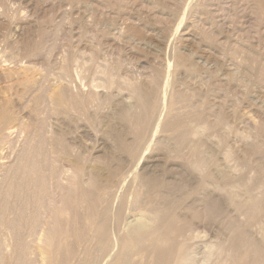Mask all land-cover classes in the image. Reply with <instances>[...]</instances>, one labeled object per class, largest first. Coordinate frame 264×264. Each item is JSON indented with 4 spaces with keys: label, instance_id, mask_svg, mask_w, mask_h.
I'll list each match as a JSON object with an SVG mask.
<instances>
[{
    "label": "rangeland",
    "instance_id": "1",
    "mask_svg": "<svg viewBox=\"0 0 264 264\" xmlns=\"http://www.w3.org/2000/svg\"><path fill=\"white\" fill-rule=\"evenodd\" d=\"M263 8L264 0H0V58L7 55V60L1 58L0 64L5 61L4 64L7 66L11 62V69H15L14 66L17 64L12 60L18 61L19 59L26 63L39 61L41 69L38 67L40 66L39 63L28 64L32 68L35 66V70H33L37 74L39 73L38 75L45 72L46 74L43 76H48L46 78H48L49 83L52 81L50 84L53 83L50 78L54 77L56 86H60L61 84L65 85V82L60 79L61 71L57 72L58 69L61 70L63 63L61 62V65L58 63L60 59L63 61L64 58L70 57L73 62L79 61L74 59H80L78 63L76 62L77 68L75 70L79 68L76 71L77 76L79 75L80 80H84L83 82H91L97 79V82L94 81L95 84L104 83V78L100 73L102 68L104 69L107 65L112 70L116 69H114V73H118L117 79L122 76L121 78L125 80L122 84L129 81L132 83H130L131 85L138 86L142 83L141 85H144L145 90H143L144 87L143 89L140 87V89L143 90L141 92L145 102L147 104L150 102V106L144 104L145 102L143 103L144 109L139 107L143 105H137L132 94H129L130 90L127 92L130 88L128 84L122 85L120 82L123 79L121 78H119V80L121 79L120 82H117L119 80L116 79V74H114V79L117 81L115 80L114 83H118V88L115 87V85L117 86L116 83L113 84L114 90L109 89L110 92L107 91L105 94L106 98L97 100V103L93 105L92 113L96 119H93L92 127H89L93 128L91 129L94 135L92 140L95 144L93 141L91 144L103 148L102 155L105 154L104 156L107 155L106 157H108L104 160H107L106 164L102 161L97 166L102 167L103 171L106 169L105 172L119 166L123 178L119 180L122 185H119L117 191L121 190L122 193L128 188L127 186L130 187L134 184L135 178L143 168L142 173L144 175L157 177L161 181L166 178L168 181L174 182L171 175H178V177L173 175L175 181L179 183L180 179H184L180 190L177 191L179 196L185 197L181 209L183 207L186 209L183 208L184 211L180 209V216L183 217L184 215L187 220L181 217L183 219L182 224L195 220L199 215L205 220L201 231L212 236L214 241H225L224 239H231L232 234H237L235 257L232 258L233 252L229 250L230 243L227 242L223 247L218 264H264V235L262 234L263 228L261 229V226L264 225V200L262 199V202L261 199H258V197L264 198ZM16 32L17 34H14ZM18 34L20 36H17ZM4 46L7 48L5 49ZM51 52H53L52 55ZM32 55L39 57L33 58ZM43 55L50 60L44 58ZM179 55L182 57L186 69L184 66H179ZM92 56H95V60H92ZM88 57L89 59H87ZM52 58L53 61L57 59L54 64ZM84 59L89 61L91 59L92 62L88 63L89 61ZM101 61L104 65L105 62L103 61L110 63H106L101 68L103 65L99 64ZM116 61L118 65L113 66L119 67L121 64L119 72H117L118 67L113 68L112 66ZM22 62H20L22 65L18 66V69L28 65ZM84 62L88 64L84 65ZM12 63L13 66H11ZM57 64L60 68H57ZM97 64L100 65V70H98ZM109 64L110 66H108ZM73 67L75 68V66ZM91 67L98 72L94 69L95 72L92 71ZM45 68L46 71L42 70ZM87 68L91 70L89 71ZM75 70L73 69L74 72H72L73 77H76ZM92 72L94 73L92 74ZM47 73L52 76L47 75ZM142 73L144 74L142 75ZM104 77L106 79L105 75ZM125 77L129 78L128 81ZM151 80V84H148V81ZM56 81H59L60 85ZM155 82H157V86ZM0 84V88L3 85L1 89L6 86L2 82ZM119 84L121 85L119 86ZM122 86H127V88L124 90ZM119 87L123 90L121 91ZM70 89L72 90V87ZM153 89L155 91H152ZM180 91L185 92V95H192V101L177 103L175 105L177 110L173 111L174 114H172V100L178 93L184 95ZM108 92L113 95L110 96ZM5 94L7 93L5 92ZM158 100L160 101L159 104L157 103ZM200 101L202 102L200 103ZM131 102L132 106H129ZM154 104H158L156 110L151 108ZM136 106L140 109L138 110ZM147 108V113L145 111L143 113L142 110ZM157 108L163 110L157 113ZM76 112L77 114H75ZM79 112L78 110L71 111L66 119L71 117V120L68 121L71 122V125L77 120V125L74 122V127L78 125L88 126L87 117ZM175 113L183 115L188 126L191 125L192 130L195 129L196 131L194 130L195 134L192 133L191 139L187 143L174 147L172 133L166 131L163 126ZM155 114L157 119L154 117ZM196 114H202L203 118L196 121ZM70 115L73 116V120ZM148 115H152L149 126L151 129L147 130L141 142L136 141L135 144L136 125L134 120H142ZM32 116L38 120L36 113H32ZM74 117L77 118L74 120ZM101 119L102 121L106 120L103 123ZM99 122L102 123L95 130L94 126L96 127ZM159 139H162L164 143L162 146H160ZM132 145L134 147H131ZM193 146H198L200 149L197 153L202 155L204 161L196 164V166L203 168L202 170L194 166ZM132 149L134 153L131 155ZM124 157L128 159V162ZM110 158L113 162L108 161ZM209 158L210 160L214 158L216 163L214 161L208 162ZM205 159L207 163H205ZM108 163L113 164L110 166ZM215 164L223 171L224 177L219 178L214 172ZM260 166L261 171L258 168ZM208 169L210 172L207 171ZM195 170L197 173L200 170L203 174H216L215 176L212 175L213 178L209 181L211 180L210 183L212 184L215 182L213 185L220 187L222 193L219 196L215 195L216 197L210 194H206L208 197L200 195L196 190L194 181L189 176L192 173L196 175ZM161 173L162 177L159 176ZM124 180L126 182L123 183ZM217 182H221L220 185ZM230 186L237 193L236 213H232L233 208L228 194L231 190ZM121 192L118 191V195ZM247 196L258 199L255 211L248 209L250 206L245 203ZM198 198L199 201H202L199 202ZM129 200L131 201L130 195L128 196ZM185 202L189 204V207H187L188 204L184 206L183 203ZM138 212L129 210V219L133 218L129 222L138 218V216L132 215ZM261 214L263 216H260ZM260 220H263V223ZM254 224L257 226H252ZM116 247L117 245L114 250H111V255L109 253V256L104 255L106 258H102L98 264H108L117 253L118 248ZM199 255L202 256V253L197 254L196 259L200 257ZM203 256L202 260L204 261ZM197 260L201 264V257Z\"/></svg>",
    "mask_w": 264,
    "mask_h": 264
},
{
    "label": "bare ground",
    "instance_id": "2",
    "mask_svg": "<svg viewBox=\"0 0 264 264\" xmlns=\"http://www.w3.org/2000/svg\"><path fill=\"white\" fill-rule=\"evenodd\" d=\"M14 34H17V32ZM17 36L20 35L18 34ZM6 48L7 47H5V49ZM3 51L5 50L3 49ZM52 53L53 52H51V55ZM81 53H83V51H81ZM17 54L19 56V53ZM45 55H43L44 58L48 59V57H45ZM79 55L82 57L81 54ZM82 55H84V53ZM88 55L90 54L88 53ZM34 57L35 56H33V58ZM94 57L92 56V60H95ZM1 58L6 59L7 55L2 56ZM87 59H89V57ZM74 60L80 61V59ZM55 61H53V64ZM90 61L88 63H90ZM117 61L119 62V60ZM117 61L116 63L114 62L115 64H112V66L118 65ZM12 62L17 64V68L14 66L15 69L12 68L13 70L10 67L11 62L7 66L4 64L6 63L5 61H2L4 65L2 63L0 64L3 66H0V82L6 84V86L4 85L5 87L3 89H1L3 85L0 88V264H98L101 262L102 258H106L104 255L109 256L111 250H114L116 245V248H118L116 251L117 253H115V256L108 264H199L197 259L201 257L202 260L203 255L204 261H200L201 264H218L223 247L227 242L230 243L229 250L234 253H232V258L235 257L237 253V234H232L231 236L233 237L231 239L229 238L228 240L224 239L225 241H214L212 236L206 235L203 231H201L205 220L199 215L195 218V220L191 219L193 221H189L187 224H182V218H184V215L183 217L182 215L180 216V209L182 207V202L185 201V197H182L183 195L179 196L177 191L180 190L181 183L184 182V179H178L180 181L178 183L175 181V178H173V174L171 176L172 179H174V182H172V180L168 181L166 178L161 181L157 177L148 176L147 174L144 175L142 173V170L144 169L143 168L135 178L134 184L130 187L127 186L128 188L123 193L121 190H118L121 192V194L119 193L118 195L117 189L121 184L119 180L123 178L122 170L119 168V166H115L114 169L112 168V170L105 172V168L103 171L102 167L97 166L108 157H106L107 155L104 156V153V155H102L103 148L99 146L95 147L94 145L93 147L91 144L93 141L92 137L94 135L91 130L93 128L90 127H92L93 119H96V117H93L94 113H92V108L93 105L97 103V100L106 96L105 94L107 91L110 92L109 89L114 90L112 86L116 83H114V81L118 77V73H114L116 70L114 67L117 68L118 66H113L115 70H112L106 65V63L108 64L110 62L103 61L106 65V67L103 69L102 66L105 65L101 61L99 64L103 65H101L102 70L100 74L104 78L103 80L105 82L103 81L104 83L99 82L100 84H95L94 81L96 80L97 82V79L91 82H83L84 80H80L81 78L79 75L77 76L76 72L79 68L75 70L77 68V61V63L71 61L70 57L64 58L63 61L60 59L58 64L62 62L63 65L61 66V70L58 69L57 71V68H60L57 64L56 71H61V75L59 76L60 79L65 82V85H60L58 83L59 81H56L58 85H60L56 86L57 84L54 82V77L50 78L49 76V78L53 80V83H55L50 84L52 81L49 83L48 78H46L48 76H43L46 73L44 72V74H42L40 72L43 77L38 75L39 73L37 74L34 71L35 66L32 68L30 67V64H28L31 63L30 61L26 63L18 59V61L12 60ZM20 62L26 63L28 65L22 66L24 68L18 69V66L22 65ZM33 62L34 61L31 63L32 65L35 63L40 64L39 61H35V63ZM84 63V65H86L87 62ZM82 64L83 63L81 62V65ZM36 65L38 66V64ZM120 65L119 67H121ZM11 66H13V63ZM73 66H75V68ZM99 66L100 65L97 67ZM108 66H110V64ZM179 66H184V61L180 55ZM38 67L41 69V64ZM119 67L117 68V72L120 71ZM185 67L186 66H184V68ZM46 68L42 70L46 71ZM101 68L99 67L98 70ZM73 69L76 72V77H73ZM93 69L94 68H92V71L95 70ZM94 72H92V74ZM48 74L49 73H47V75ZM114 74L117 75L116 79H114ZM143 74L144 73H142V75ZM54 75L56 76V74ZM104 75L106 76V79ZM121 77L122 76L119 78ZM119 78L117 80H119ZM125 79H127V77H125ZM120 80L117 82H120ZM124 81L125 80L123 79L120 83L122 84ZM150 82H152V80L148 81V84ZM126 83L127 82L122 85L128 84L130 88L127 92L130 90L129 94H132V97L135 99L137 105H143L145 99L141 90L143 89L144 85L142 86V83L140 84L141 86L131 85L132 83L130 82V84L129 81L127 84ZM155 83L157 86V82ZM116 84L117 86L115 85V87L118 88V83ZM121 84H119V86ZM145 84L147 85V83ZM69 87H72V90ZM140 87L142 89H140ZM124 88H127V86L123 87V89ZM123 89L120 90L122 91ZM143 90H145V87ZM152 91L155 90L153 89ZM5 92L7 94H5ZM182 93H184V95L178 93L175 98L173 97L174 99L171 102L173 109L172 112L177 110L175 108L177 103L192 101V95H185V92ZM112 95L110 94V96ZM201 102L202 101H200V103ZM157 103L159 104L160 101L158 100ZM144 104L150 106V102H148V104L145 102ZM158 104H154V106L151 108L156 110ZM129 106H132V102L131 105L129 104ZM117 107H119V105ZM122 107H120V109ZM139 107H143L142 109H144L145 105ZM75 110L80 111L79 113L84 114V116L87 117L89 124L88 126L83 125V127L82 125H78L74 127V122L76 124L77 120L74 121L72 125L70 124L71 122H68L71 120V117L66 119L67 116L71 111L73 112ZM102 110L104 111V108ZM146 110H148V108L142 110L143 113L144 111L147 113ZM161 110L157 108L156 112L158 113V111ZM105 112L108 113L107 111ZM135 112L137 111L135 110ZM32 113H36L38 115V120H36V118L34 119ZM75 114H77V112ZM172 114H174V112ZM150 116L152 115H148L139 121L134 120L136 125V129L134 127L135 144L136 141L141 142L147 133V130L151 129L149 128L152 118ZM154 117L156 118V114ZM75 118L77 117H74V120ZM201 118H203L202 114L195 115L196 121H200ZM105 120L106 119L103 121ZM102 122L97 123L98 125H96V127L93 123L94 129L97 130L96 128H98ZM189 126L186 123V119L183 115L175 113V115H173L166 122L163 128L166 131L172 133V142H174L175 147L176 145H183L187 143L188 140L191 139L190 137L192 133L194 132L193 134H195L196 130H192V126ZM105 132L107 131L105 130ZM158 141L160 142V146L164 144L162 139H159ZM93 144H95L94 141ZM131 147H134V145ZM170 148L172 149V147ZM133 149L131 151V155L134 153ZM198 150H200L198 146L192 147V151L194 152L192 157L194 159L193 161L195 167H198L196 164L204 161L202 155L197 153L199 152ZM170 154H172V152ZM181 157L182 156H180V158ZM207 157L206 159H208ZM110 159L108 160L109 162L112 161V159ZM206 159L205 163H207ZM126 161L128 162V159ZM209 161H214V158L213 160H210L209 158L208 162ZM105 162L107 163V160L104 161V163ZM108 164L111 166L113 163ZM131 167L133 168V166ZM258 168L259 170L262 169L261 166ZM199 169L202 170L203 168ZM209 169L207 171H209ZM200 170L198 172L200 174H198L195 170L197 173L196 175L194 173L189 175L195 183L197 192L204 196H207L208 194L219 196L222 193V189L213 185L215 182L212 184L210 183L211 180L209 181V179L213 178L212 175L214 174H203ZM214 172L219 178L225 176L217 164H215ZM159 176L162 177V173L161 175L159 174ZM175 176L178 177V175H174V177ZM124 182L126 181L124 180L123 183ZM230 187L231 190H229L228 194L233 208L232 213H236L237 193L234 189H232V186ZM185 193L186 191L184 192V195ZM129 195L131 197V201L129 200L130 202L128 201ZM254 198L247 196L245 198V203L250 206L248 209L250 208L251 210L253 209L255 211L257 208L258 199L264 200V198ZM187 199L189 200V198ZM262 202L261 205L263 204ZM183 204H185L184 206H187L188 203L186 204L185 202ZM143 205L145 206L143 207ZM187 207H189V204ZM129 210L137 212L139 211L138 213L132 214L134 217L138 216V218L132 222H129V220L132 218L131 217L129 219ZM182 211H184V209ZM260 216L263 215L261 214ZM260 221L263 223V220ZM247 226L249 227L250 225ZM252 226L257 225L254 224ZM263 226H261V229L263 228L262 234L264 235ZM200 253H202V256L199 255L200 257L196 259V255Z\"/></svg>",
    "mask_w": 264,
    "mask_h": 264
}]
</instances>
